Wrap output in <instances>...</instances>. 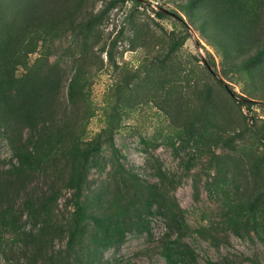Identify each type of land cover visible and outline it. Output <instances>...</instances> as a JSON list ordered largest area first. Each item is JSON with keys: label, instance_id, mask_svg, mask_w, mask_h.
<instances>
[{"label": "rangeland", "instance_id": "374dc122", "mask_svg": "<svg viewBox=\"0 0 264 264\" xmlns=\"http://www.w3.org/2000/svg\"><path fill=\"white\" fill-rule=\"evenodd\" d=\"M245 1H241L245 5L239 10L244 16L233 19L228 13L232 0H143L138 6L129 0L110 9L100 23L78 29L77 34L60 29L49 38L52 42L40 39L36 50L17 66L18 79L24 80L37 71L39 78L46 73L57 80L58 86H43L51 106L40 116L44 121L37 118L38 127L53 118L65 120L76 133L84 129V138L90 139L107 132L112 114L120 115V126L113 134L117 149L104 144L101 166L93 168L88 176L85 203L92 216L129 207L132 220L141 223L142 231L134 227L120 247L101 252L94 251L90 243L91 249L84 252L94 264H195L193 258L199 264H264L261 240L253 232L239 230L237 234L224 217L232 199L250 196L264 202V146L259 138L264 132V58L254 59L264 45V3ZM76 2L0 0V33L21 24L31 30L43 20L59 22L68 10L78 11ZM108 2L83 0L78 15L82 14L86 24L92 15L105 10ZM159 6L177 12L189 27L190 37L176 49H171V44L185 31L184 24L173 16L157 17ZM29 16L32 21H28ZM243 21L248 26L244 31L227 30ZM21 34H16L14 47H26ZM77 69L82 71L83 94L71 102L69 82ZM217 78L257 103L251 107L241 105ZM26 111L20 106L10 119L16 128L12 134L21 144H29L31 138ZM5 112L1 109V116ZM191 125L209 129V145L200 151L190 145L175 154L170 143L175 140L170 141V137ZM11 148L0 134L1 170L11 167L10 160L17 163ZM70 159L68 155L58 164L50 161L45 165L48 171L58 170L60 198L54 209L59 219L71 208L72 190L65 187L64 180L70 176ZM186 166L190 167L188 171ZM159 168L176 176L168 200L183 210L190 227L180 241L181 252L186 250L184 261L177 260L176 255L169 261L164 254L163 242L176 238L177 233L169 229L170 220L160 213L163 210L146 211L149 187L160 184L153 175ZM50 183L44 172L22 174L13 185L22 191L7 193V200L18 211L25 196L23 189L45 192ZM138 185L144 193L140 192L141 199L135 201ZM157 208L155 204L153 210ZM42 221L43 217L37 222L28 221L23 231L30 232L33 224ZM90 228L87 244L95 233L93 222ZM26 232L5 234L0 264H51L46 259L49 253L67 245L62 232L43 230L37 238L46 253L26 263L23 254L32 250L28 251L32 257L38 247L35 238Z\"/></svg>", "mask_w": 264, "mask_h": 264}, {"label": "trees", "instance_id": "16d2710c", "mask_svg": "<svg viewBox=\"0 0 264 264\" xmlns=\"http://www.w3.org/2000/svg\"><path fill=\"white\" fill-rule=\"evenodd\" d=\"M127 1L129 0H109L105 10L99 15H92L90 19L85 21L87 22L85 24V18L82 14L81 16L78 15L83 5V0H77L75 8L78 11L75 13L73 10H68L66 14L63 13L65 18L59 22L56 19L43 20L31 30L26 25L21 27V24L19 26H12V28L0 33V112L1 109L7 111L3 113V116L0 113V134L8 140L12 147L11 156L17 161L15 163L13 160H10V168L6 170L0 169V246L4 243L6 233L9 232L11 236H15L19 232L24 233L26 232L23 231L25 223L28 221L37 222L40 217H43V221L39 225L33 224L34 226L29 230L30 232H26V234L33 236L32 239L34 240L35 238V241L38 243V247L33 252L34 255L32 257L28 254V251L32 250H28L23 254L26 258V263L31 259L35 262L34 257L46 253L43 242L39 241L37 236L42 235L43 230L48 228L62 232L60 234L67 238V245L65 247L57 249L56 252L49 253V256L46 257L47 262L50 261L51 264H94L91 262L92 257L89 254L86 255L84 252L86 248L91 249L90 243L93 244L94 251L101 252L105 249L120 247L124 243L127 233L134 227L142 231L140 227L141 223L132 220L131 211L125 205V208L121 207L122 210L117 209L108 215L92 216L87 211L85 203L84 190L88 183V176L93 168L101 166V151L104 144L108 143L114 149H117L113 143V134L115 129L120 126V115L116 112L112 114L107 132L105 134L99 133L90 139L84 138V129L76 133L77 131L75 132L73 126H66L67 122L65 120L58 121L56 118H53L51 121L43 123L41 127H38V119L43 114V111H46L51 106L50 96L44 92V87L47 85L49 87L58 86L57 80L52 79L46 73H43L44 75L41 74L42 76L40 75L39 78L36 75L37 71L28 75L24 80L18 79L15 76L17 66L27 59L30 51L36 50L40 39L44 43H50L52 40L49 38L54 37L55 32H58L60 29L64 31L72 30L77 34L78 29H88L100 23L110 9L116 7L119 3L125 4ZM131 1L135 6L143 4V0ZM241 1L245 0H232L233 5L229 7L228 13L233 19L244 16L243 12H239L245 5ZM246 1L247 3L250 2V0ZM42 2L49 4L51 0H42ZM23 12L26 13L27 11L23 9ZM155 13L159 18L176 17L184 24L185 31L179 37L173 39L171 49H176L180 45H183L191 35L189 27L185 24L183 18L177 12L161 6H159L158 10H155ZM69 15L71 17H68ZM31 19L33 17L29 16L28 21H32ZM31 25L33 27L35 24ZM247 27L243 21L238 27L232 24L227 27V30L231 33L239 28L240 31H244ZM223 28L225 29V27ZM19 31L20 34L22 33L24 41L22 43H25L26 47L22 44L14 47L17 39L16 34ZM27 39L31 40L30 43ZM256 58L258 60L264 58V45L254 59ZM213 74L216 76L215 72ZM52 76H55V74ZM217 82L241 105L251 107L257 103L255 100L237 94L222 78H217ZM82 83V71L81 69H77L69 82L68 98L71 102H74L76 98L83 94L84 86ZM41 86H44L43 89H41ZM39 89H41V92H39ZM20 106L27 110L26 112L29 116L28 128L31 132L29 144L17 143L18 138H16V134L15 136L12 134L16 128L12 126L10 119L13 111L17 110ZM40 120L44 121L43 118H40ZM206 130L209 133V129L203 126L194 127V125H191L190 128H180L174 136L170 137V141L175 140L170 142L175 154H180L184 148L190 145L198 151L209 145ZM259 138L264 146V132L259 135ZM68 155L71 158V171L70 176L64 180L66 181L65 187L72 190L71 201L68 204L71 208L67 213H63V216L61 215L59 219V215L57 216L56 209H54L60 198V189L57 186L59 180L57 178L58 170L48 171L45 165L50 161L58 164L61 157L65 159ZM186 167L188 171L190 167ZM42 172L45 173L51 182L48 185V190H45V192H33L23 189L25 196L22 207L16 211L7 200V193H12L14 189H16V192L12 195L22 191V189L13 187L16 179L22 174L28 175L30 173L34 175L35 173ZM58 175L60 176V174ZM153 175L158 177L160 184L155 183L149 187L150 196L146 200L149 206L146 207V211L148 208L153 212L163 210V212H159L170 220L167 224L169 229L177 233L176 238L171 240L166 239L163 242L164 254L169 261L174 255L177 256V260L182 259L184 261L186 259L184 254L186 250L181 252L180 241L190 227L183 214V210L173 200H168V198H171V190L175 187L176 176L172 173L168 174L164 172L162 168H159L157 172H153ZM142 186L148 188L146 184ZM140 192H143V189L138 185L133 198L135 201L141 199L139 196ZM155 204H158V208L153 210ZM228 204L226 210H224L225 223L237 234H240L239 230L247 234L253 232L264 244V202H262V199L260 197H255L254 199L249 196L241 200L232 199ZM24 217L25 221H23ZM91 222L94 224L95 233L93 238L90 237L87 244L86 237L88 236V232H90ZM167 236L170 237V234H167ZM176 249H178V252H175ZM182 253L183 255L181 256ZM88 258H90V261ZM193 260L195 264H199L196 258H193ZM208 264L221 263L209 261ZM254 264L260 263L254 262Z\"/></svg>", "mask_w": 264, "mask_h": 264}]
</instances>
